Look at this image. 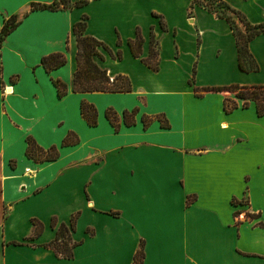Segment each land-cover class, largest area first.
Wrapping results in <instances>:
<instances>
[{"label": "crops", "instance_id": "1", "mask_svg": "<svg viewBox=\"0 0 264 264\" xmlns=\"http://www.w3.org/2000/svg\"><path fill=\"white\" fill-rule=\"evenodd\" d=\"M49 1L0 0V28L10 15L19 21L0 43V264H131L141 240L142 264H264V113L233 92L193 90L264 85V32L248 43L257 68L242 70L227 20L193 0L31 10ZM222 1L252 24L264 22V0ZM83 17L85 34L121 50L118 59L99 47L103 59L93 58L111 78L126 75L130 91H72V27ZM137 28L140 56L127 42ZM151 39L157 70L142 60ZM56 51L66 62L46 71L41 57ZM53 79L66 94L57 95ZM225 98L237 107L226 111ZM83 99L96 107L95 125L80 112ZM133 107L127 125L123 111ZM143 115L152 117L147 125ZM68 134L73 142L62 144ZM28 136L55 146L57 157H28ZM72 215L75 244L64 258L45 244Z\"/></svg>", "mask_w": 264, "mask_h": 264}, {"label": "trees", "instance_id": "2", "mask_svg": "<svg viewBox=\"0 0 264 264\" xmlns=\"http://www.w3.org/2000/svg\"><path fill=\"white\" fill-rule=\"evenodd\" d=\"M62 5L59 6H50L47 4H40L38 2L31 3V10L36 9H58L62 8H71L73 6H79L86 2V0H79L75 4H69L67 0H61ZM213 1H216L217 7H221L223 11H219L216 8L212 7ZM193 3L201 4L209 11L216 12L218 15L224 17L229 23L233 34L236 40L237 54L239 67L242 70H255L257 65L255 64L249 50L248 43L256 35L264 32V22L258 24H252L246 20L245 16L232 8L227 3L222 0H212L211 2H200L198 0H193ZM215 5V4H214ZM215 5V6H216ZM234 14L242 23L244 24V29L242 30L235 21ZM86 17H83L82 20L76 21L73 24L72 30L76 36V68L73 73L71 89L74 92H92V91H105V92H125L132 89L129 78L123 74H116L112 78L107 72L106 68L100 66L95 60L94 56H98L103 59V55L99 51V47H102L109 52L111 57L120 59L122 57L121 50H117L116 53H113L112 50L102 41L94 38L93 36L87 35L84 33L86 26ZM17 15H10L8 18H4L2 26L0 28V43L4 37L16 27L18 23ZM142 36L140 34L139 28L136 29V34L134 38L128 39V45L131 49V52L134 56H140ZM117 43H120V39L117 40ZM157 50L154 49L153 39L150 40V49L149 55L142 60L153 70H157ZM66 62L65 53L62 51L51 52L41 57V64L46 69L50 71L53 68L59 67ZM53 83L57 89V95L59 97L63 96L67 92V85L60 79H53ZM193 90L197 95H200L201 91H229L233 92L235 97L241 98L243 100L242 106H247L249 101L252 100L255 102L256 110L258 114L264 113V85H239L237 83H232L230 85L224 86H211V87H197L194 86ZM237 102L232 98H225L224 100V109L229 111L237 107ZM138 111V107H133L131 110L123 111L124 122L129 125L134 123L135 114ZM80 112L82 116L86 119L87 123L90 125H95L97 122V110L93 103L82 100L80 103ZM106 117L110 120L112 125L117 129L118 128V114L111 107L107 108L105 111ZM157 119L160 120L161 125L164 127L168 126V122L163 114L155 115ZM142 120L144 124L147 125L152 117L143 115ZM27 146L25 153L28 157L33 158L36 161L51 160L57 157L58 151L55 146H51L48 149H44L39 146L36 141L28 136L26 138ZM73 142L70 139V134H68L63 140L62 144H68ZM76 215H72L70 227L65 223H60L56 236L53 240L46 243L45 246L52 249L54 253L60 257L70 258L72 256V248L74 242L71 240L70 229L74 227ZM263 226L264 224L261 223ZM51 225H55V220L52 219ZM38 233L37 224L35 226V232ZM143 240L140 241L139 246L134 253L131 264H142L143 261Z\"/></svg>", "mask_w": 264, "mask_h": 264}, {"label": "rangeland", "instance_id": "3", "mask_svg": "<svg viewBox=\"0 0 264 264\" xmlns=\"http://www.w3.org/2000/svg\"><path fill=\"white\" fill-rule=\"evenodd\" d=\"M198 1H200V2H203V3H206V2H211L212 0H198ZM68 2V1H67ZM214 3H212V7L215 9H217V10H219V11H223V9L221 8V7H217V5H216V3H215V1H213ZM40 4H47V5H50V6H57V5H59V6H61L62 5V1L61 0H52V1H49V2H45V3H40ZM216 6H215V5ZM193 13H194V8H193ZM203 18V17H202Z\"/></svg>", "mask_w": 264, "mask_h": 264}, {"label": "bare ground", "instance_id": "4", "mask_svg": "<svg viewBox=\"0 0 264 264\" xmlns=\"http://www.w3.org/2000/svg\"><path fill=\"white\" fill-rule=\"evenodd\" d=\"M7 91L10 92V88L9 87H8Z\"/></svg>", "mask_w": 264, "mask_h": 264}, {"label": "built area", "instance_id": "5", "mask_svg": "<svg viewBox=\"0 0 264 264\" xmlns=\"http://www.w3.org/2000/svg\"><path fill=\"white\" fill-rule=\"evenodd\" d=\"M26 171H28V169L26 168Z\"/></svg>", "mask_w": 264, "mask_h": 264}]
</instances>
